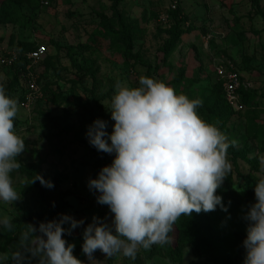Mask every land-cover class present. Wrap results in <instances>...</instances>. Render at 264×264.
<instances>
[{"label": "rangeland", "instance_id": "rangeland-1", "mask_svg": "<svg viewBox=\"0 0 264 264\" xmlns=\"http://www.w3.org/2000/svg\"><path fill=\"white\" fill-rule=\"evenodd\" d=\"M123 5L124 21L131 26V56L120 34L118 7ZM173 5L185 12L189 23L182 28L175 52L164 61L159 50L173 26L160 17L168 15ZM0 44L23 49L45 45L49 54L38 67L41 94L30 110L18 104L14 126L25 140V150L17 157L21 168L11 175L21 198L12 204L0 201V217L28 220L70 192L71 208L64 214L84 224L63 238L75 245L72 254L89 264L82 250L84 229L94 216L111 226L114 214L107 205H97L98 192L89 190L88 181L107 166L100 161L102 154L108 159L115 153L98 152L90 145L88 126L102 119L111 134L116 82L138 87L140 77L147 76L163 81L177 94L202 100L200 117L216 125L228 141H236L227 151L232 170L216 191L222 202L227 199L237 208L229 221L227 217L232 230L230 237L226 234L229 243H223L225 230L206 223L218 251L226 248L228 255L218 260L197 251L185 234L195 236L176 221L169 233L178 241L175 253L165 254L159 244L139 248L135 259L122 254L106 258L97 250L93 255L98 262L93 264H244L248 226L244 216L255 202V184L264 178V0H0ZM221 65L235 70L253 92L248 107L242 102L245 109L237 114L229 112L220 87L216 68ZM12 76L10 69L0 75L5 92ZM21 95L18 90L9 97ZM29 172L54 187L38 181L30 184L34 177ZM200 214L208 218V213ZM19 247L0 226V253L10 255ZM24 255L23 264L27 259L28 264H39V257ZM7 264L16 262L9 259Z\"/></svg>", "mask_w": 264, "mask_h": 264}, {"label": "clouds", "instance_id": "clouds-1", "mask_svg": "<svg viewBox=\"0 0 264 264\" xmlns=\"http://www.w3.org/2000/svg\"><path fill=\"white\" fill-rule=\"evenodd\" d=\"M202 103L147 76L140 77L138 87L116 82L112 133L102 119L94 120L86 133L98 152L115 153L111 165L88 181L89 190L99 193L97 202L114 214L111 226L94 216L85 227L82 250L89 264L98 262L93 255L97 250L106 258L122 254L135 259L141 247L170 243L169 233L181 216L212 212L218 205L227 211L216 191L232 170L227 151L236 141H228L216 125L200 117L197 109ZM18 111L17 100L0 84V201L7 204L21 198L11 175L21 168L17 157L25 150V140L14 126ZM37 180L54 187L39 174L30 184ZM254 193L255 202L244 216L248 222L244 264H264V178L255 184ZM83 224L65 214L38 226L26 224L19 249L10 255L0 253V264L9 259L23 264L25 252L39 257V264H84L72 254L75 245L63 238ZM0 226L11 231L12 218L0 217Z\"/></svg>", "mask_w": 264, "mask_h": 264}, {"label": "trees", "instance_id": "trees-1", "mask_svg": "<svg viewBox=\"0 0 264 264\" xmlns=\"http://www.w3.org/2000/svg\"><path fill=\"white\" fill-rule=\"evenodd\" d=\"M118 13H119L118 17L120 18V26L122 27V30L120 32L121 38L126 43V54L128 56H131L132 55V52H131L132 36H131V31H130L131 26L129 27V23H125L124 21L125 17L122 14V11L119 10V7H118ZM184 13L185 12L182 9H180L178 6L176 9H170L168 12L170 22L173 26V32L169 31V34H171L170 38L165 42L163 47L160 48L159 50L160 53L165 54L164 61H166L169 58V56L175 52V49L178 46V42L180 41V38L183 34L182 28L183 26L189 23L187 21V16ZM38 46L39 45L33 46V47L27 46L26 48L23 49V47L18 45V48L22 50V52L29 53L35 50ZM48 59H49V54L46 57V59L42 62V64L46 63ZM28 63L29 62L27 60V56H25V54L24 55L22 54L18 63L13 68L10 69L12 71L13 76L10 82L7 83L6 95L8 96L11 94L13 95V93L17 92L18 89L22 87L24 74L27 69ZM147 67L149 69H152L151 65H147ZM219 83H220V87L223 90V93L225 94L223 82L220 79H219ZM252 93H253L252 90H247V89H242L240 91L242 102L246 104L247 107L249 105V99ZM16 100L18 101V98H16ZM226 105L231 114H234V113L237 114L229 106L227 101H226ZM100 159H101L100 161L102 160L105 161L106 165L108 166V165H111L114 158L112 157V158L107 159L105 155L102 154ZM29 174L31 177H35L37 175L35 172H29ZM38 183L40 182L38 181ZM70 194H71L70 192H66L62 194L57 203L51 204L46 210L39 212L38 214L34 215L28 220H25L23 218H16L12 220L14 227L11 231L8 230L11 233L12 238L19 242L21 233L26 230V224H34L38 226L39 223L41 222H47V221H51L54 219L58 220L61 214H64L69 208H71V203L67 200V197H69ZM98 195L99 193H97L96 197ZM96 197H95V200L97 202ZM231 203L232 202L228 201L227 199H224L222 204L224 208L227 209V211L222 210L221 206L218 205L215 211L208 212V218L206 216H203L200 213L196 214L195 212H193L190 216H181L180 218H178L177 222H179L180 227L184 230L189 231V234L191 232L195 236V239H194V237L191 234H190L191 235L190 237L188 234H185L186 236H188V239L190 240L189 243H193L197 251L203 252L206 255H211V257L218 259V260H220L222 256L227 257L228 253H227L226 248H223L221 252L218 251V248L216 247L217 240L215 238L213 239L211 238L210 233H209V228L207 227L206 223L211 224L215 227H218L219 229L225 230L223 243L224 245H227V242L229 243L228 241L230 237L229 233L232 232L231 228H229V225L227 223V217L229 221L230 217H232V214H234L235 211L237 210L236 206H232ZM97 205L99 207L104 206V205L99 204L98 202H97ZM201 213H203V211ZM226 234H228L229 237ZM69 239H72V238H69ZM177 246H178V241H173V239H171L170 243L161 245V249L165 254L171 255L175 253V251L177 250ZM234 247L236 249L239 248V247H236L235 245ZM228 252L230 253V251ZM29 260L31 259H27L26 261H24V264H28Z\"/></svg>", "mask_w": 264, "mask_h": 264}, {"label": "built area", "instance_id": "built-area-1", "mask_svg": "<svg viewBox=\"0 0 264 264\" xmlns=\"http://www.w3.org/2000/svg\"><path fill=\"white\" fill-rule=\"evenodd\" d=\"M172 8L176 9L177 5H173ZM160 19L166 23L170 20L168 15H162ZM22 54L27 56L29 63L24 74L22 88L18 89L22 95L18 97L17 102L21 108L30 110L34 105L35 98L41 94L38 67L48 56V48L42 45L29 53H25L19 48L6 47L0 44V75L5 69L13 68ZM216 73L223 82L227 103L235 112H242L245 106L242 104L240 91L248 88L245 80L235 70L224 67V65L217 66Z\"/></svg>", "mask_w": 264, "mask_h": 264}, {"label": "crops", "instance_id": "crops-1", "mask_svg": "<svg viewBox=\"0 0 264 264\" xmlns=\"http://www.w3.org/2000/svg\"><path fill=\"white\" fill-rule=\"evenodd\" d=\"M127 4V3H126ZM124 5L122 6V7H119V9L121 10V11H124ZM124 13V12H123Z\"/></svg>", "mask_w": 264, "mask_h": 264}]
</instances>
